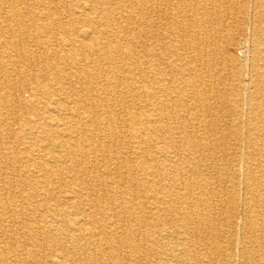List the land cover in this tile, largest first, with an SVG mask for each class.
<instances>
[{"label": "bare ground", "instance_id": "bare-ground-1", "mask_svg": "<svg viewBox=\"0 0 264 264\" xmlns=\"http://www.w3.org/2000/svg\"><path fill=\"white\" fill-rule=\"evenodd\" d=\"M205 8L0 0V264H264V30L225 82Z\"/></svg>", "mask_w": 264, "mask_h": 264}, {"label": "rangeland", "instance_id": "rangeland-1", "mask_svg": "<svg viewBox=\"0 0 264 264\" xmlns=\"http://www.w3.org/2000/svg\"><path fill=\"white\" fill-rule=\"evenodd\" d=\"M200 2L202 4L203 3L206 4V8H205L206 10L203 9V10H200V12L203 15H205V14L206 15H213V18L215 19V22L212 25H210L211 27H208V30H210L209 31L210 35H212L211 36V42H213L214 45L217 44L216 46L220 49V50L218 49V51L215 52L216 54L214 53L211 56V58L214 57V58H212L213 64H215L214 66L219 70V75L222 76L220 79L223 78L222 79L223 81L229 82V80H227V78L233 79L235 77H237V78H240V77L242 78L243 76L246 77L247 74H250L251 72L254 71L253 67L259 63V61H256V59L258 57L255 56L254 43L259 38L261 31L264 30L263 29L264 28V4H262V3H264V0H260V1L259 0H241V2H240V0H230V1L229 0H225V1H223V0H218V1L217 0L216 1L215 0H213V1H211V0H200ZM218 2L219 3L222 2V3L219 5ZM225 2H226V4H225ZM208 4H210V5H208ZM247 4H249V5H247ZM237 5H239V6H237ZM235 6L237 7V9ZM255 7H257V8H255ZM219 11H220V13H218ZM224 19H225V21H223ZM226 19H227V21H226ZM254 21H255V23H254ZM223 33L227 36H225ZM219 34H221V35H219ZM228 40H229V42H228ZM216 41H218V42L216 43ZM223 41H224V43H223ZM226 44H229V46H230L229 53L233 57H235V60L237 61V62L234 61L233 63H229V65L226 64V63H228V61L226 60L225 54H224L223 49H222V47ZM218 62L220 63V65ZM228 66L231 69H229ZM220 67L222 69H219ZM233 68H235V69H233ZM228 70H230V71H228ZM227 72H228V74H227ZM227 75H229V77ZM231 86H232L231 84H226V87L228 89L227 92H231L229 90L231 88ZM18 94L19 95H17V96L20 98L22 97V98L29 99V98L33 97V91L31 89L22 88ZM31 95H32V97H31ZM242 95L244 98L242 107L244 109V113L247 114L249 112L248 111L249 104H248V100H247V94L242 93ZM226 111H227V109L224 110V112H226ZM227 118H232V116L230 115V117H227ZM227 118L224 117V121L226 119V122H227ZM233 118H235V117H233ZM5 123L6 124L8 123L7 125H9L12 128L19 127V124H17V123L14 124V122L12 120H6V121L3 120L2 124L5 125ZM246 125H247V122L244 121V123L242 124V128L245 129ZM242 147H243V145H242ZM239 216L240 217H238L237 221L240 223L242 220V216H241V214ZM236 231L238 233L240 232V234H241L240 228H236Z\"/></svg>", "mask_w": 264, "mask_h": 264}]
</instances>
